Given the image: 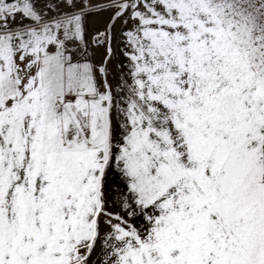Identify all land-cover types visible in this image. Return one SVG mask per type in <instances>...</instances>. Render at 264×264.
I'll use <instances>...</instances> for the list:
<instances>
[{"label": "snow or ice", "instance_id": "obj_1", "mask_svg": "<svg viewBox=\"0 0 264 264\" xmlns=\"http://www.w3.org/2000/svg\"><path fill=\"white\" fill-rule=\"evenodd\" d=\"M0 264H264V0H0Z\"/></svg>", "mask_w": 264, "mask_h": 264}]
</instances>
